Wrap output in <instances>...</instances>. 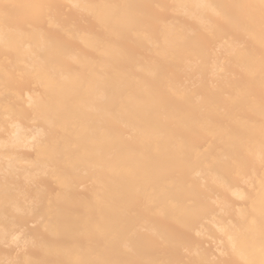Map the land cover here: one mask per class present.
Here are the masks:
<instances>
[{"label":"bare ground","instance_id":"obj_1","mask_svg":"<svg viewBox=\"0 0 264 264\" xmlns=\"http://www.w3.org/2000/svg\"><path fill=\"white\" fill-rule=\"evenodd\" d=\"M0 264H264V0H0Z\"/></svg>","mask_w":264,"mask_h":264}]
</instances>
